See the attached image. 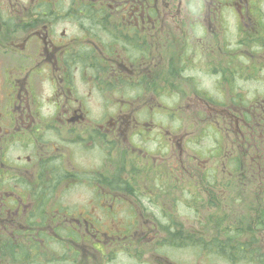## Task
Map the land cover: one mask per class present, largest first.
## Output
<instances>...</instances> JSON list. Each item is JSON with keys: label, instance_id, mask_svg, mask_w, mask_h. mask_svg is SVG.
<instances>
[{"label": "flooded vegetation", "instance_id": "1", "mask_svg": "<svg viewBox=\"0 0 264 264\" xmlns=\"http://www.w3.org/2000/svg\"><path fill=\"white\" fill-rule=\"evenodd\" d=\"M254 83L264 0H0V264H264Z\"/></svg>", "mask_w": 264, "mask_h": 264}, {"label": "rangeland", "instance_id": "2", "mask_svg": "<svg viewBox=\"0 0 264 264\" xmlns=\"http://www.w3.org/2000/svg\"><path fill=\"white\" fill-rule=\"evenodd\" d=\"M162 12H163V10H161L160 14H162ZM231 24L232 25L234 24L232 19H231ZM161 54H162V57H163V61L166 62V64L170 63V65L173 67V69H176L175 67L178 66V62L174 61V56H172V52L163 50ZM170 59H172V60H170ZM159 61H160V63H162V59L161 58H159ZM154 66H155V62H153V63H151L149 65L151 70L153 69ZM154 69H155L156 73H159L160 70H161L160 66H156V67H154ZM173 69H172V71H173L172 74H175L176 72ZM253 88H254L255 93H262L264 91V88L256 86V83H254ZM158 92H159L158 97H159L160 103H162L164 106L165 105L169 106L170 102H169V96L167 95V93L164 90H161V89H158ZM192 112L193 111H191V113ZM158 118H160V117H158ZM180 124L182 126H184L186 124V122L184 121L183 123H180ZM190 130L191 131L193 130L192 127L190 128ZM206 141H207V143H206L207 149L210 148V149L214 150L215 149L214 141L213 140L211 142H209V140H206ZM195 172H196V169L192 172V174L194 175ZM197 174H198V177L195 178V188H197L201 184V177H203L202 172L200 170L197 172ZM175 192L172 195V198L175 196L176 199H177L175 201V203H177V204H175L174 208H175V210H181L183 208V202L181 200H179L178 193H175ZM262 194H263L262 192L259 193V194H256V197L260 198L262 196ZM197 197L201 200L199 202L203 203L202 204L203 208L206 209V210H209L207 205H206V201H208V196L204 195L201 192L200 194H198ZM209 197L212 198V203L211 204H212L213 207H211V208L214 209V206H215V192H210V196ZM227 198H228V196H227ZM226 203H228V202H226ZM235 205L238 206V209L240 211H243L245 215L247 214V212H248L247 210H249V207H248V205L246 203L236 202ZM182 257H183L182 258L183 260H187L186 261L187 263L195 264L196 262L193 263L192 260H194V257H197V254L189 253V254H186L185 256H182ZM215 264H218V263H215Z\"/></svg>", "mask_w": 264, "mask_h": 264}]
</instances>
